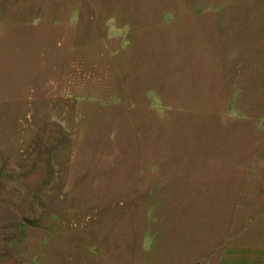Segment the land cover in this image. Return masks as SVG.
<instances>
[{"label": "rangeland", "instance_id": "1", "mask_svg": "<svg viewBox=\"0 0 264 264\" xmlns=\"http://www.w3.org/2000/svg\"><path fill=\"white\" fill-rule=\"evenodd\" d=\"M255 244L264 0H0V264Z\"/></svg>", "mask_w": 264, "mask_h": 264}, {"label": "crops", "instance_id": "2", "mask_svg": "<svg viewBox=\"0 0 264 264\" xmlns=\"http://www.w3.org/2000/svg\"><path fill=\"white\" fill-rule=\"evenodd\" d=\"M215 254L216 256L212 259L213 261L207 259V263L264 264V244L227 245L220 248Z\"/></svg>", "mask_w": 264, "mask_h": 264}]
</instances>
